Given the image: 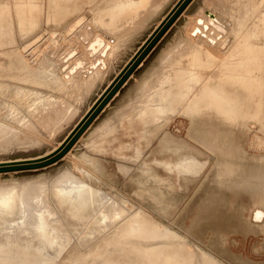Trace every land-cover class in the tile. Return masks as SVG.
<instances>
[{
    "label": "rangeland",
    "instance_id": "374dc122",
    "mask_svg": "<svg viewBox=\"0 0 264 264\" xmlns=\"http://www.w3.org/2000/svg\"><path fill=\"white\" fill-rule=\"evenodd\" d=\"M176 1L0 0V162L59 146ZM191 1L127 77L136 76L125 92L141 94L132 107L94 118L50 164L0 170V264H28L14 258L26 245L31 264H264V61L249 51L264 44V0H208L226 30L202 12L206 34L192 32L195 17L174 37ZM96 35L108 48L92 55ZM144 104L147 123L136 117ZM163 105L175 113L162 120ZM181 154L222 175L233 168L250 195V231L207 235L202 176L187 179ZM80 186L100 196L83 220L61 196Z\"/></svg>",
    "mask_w": 264,
    "mask_h": 264
},
{
    "label": "crops",
    "instance_id": "0c3cea01",
    "mask_svg": "<svg viewBox=\"0 0 264 264\" xmlns=\"http://www.w3.org/2000/svg\"><path fill=\"white\" fill-rule=\"evenodd\" d=\"M208 0H193L191 1L184 12L182 13V16L179 18L180 23L177 26L176 31L174 32V37L179 35H184L187 28H191L194 25V19L197 17L199 19V15L204 12L207 15V12L214 14L211 10L213 9L210 4L207 3ZM177 3V1H176ZM175 5V4H174ZM173 5V6H174ZM171 9V8H170ZM169 9V10H170ZM168 10V11H169ZM216 15V14H215ZM164 18V17H163ZM162 18V19H163ZM161 19V20H162ZM160 20V21H161ZM159 21V22H160ZM197 23V19H196ZM197 26V25H196ZM195 27V26H194ZM193 27V29H195ZM148 37V36H147ZM147 37H145L142 41L141 44L138 45L131 54H128L127 59L124 61V63L117 68L115 74L109 78V80L106 82L105 86L103 89H101L100 92H98L97 97L88 105L87 108L90 107V105L99 97L101 96L102 92L105 90V87L114 80L115 78L120 79V71L122 70L123 66L128 63V61L134 56L136 51L141 48V45L146 41ZM121 52V51H120ZM122 54V53H121ZM146 60V59H145ZM163 63H168L167 60H165ZM164 66V64H162ZM164 75V74H163ZM161 77H165L164 76ZM132 78L135 80L136 76L133 74L129 78H127L123 84L117 89L116 93L106 102V106H104L99 114L95 117V119L92 121V124L97 120L101 119L106 116V114L109 112L110 114L107 116L109 117L111 113L114 111L119 112L122 111L125 107H132L133 103L136 100H139L141 98L140 93L136 92H125V89L127 85L130 83ZM162 78V79H163ZM183 92V90H182ZM131 105V106H130ZM111 108L113 109L111 111ZM146 108V104L140 108L139 112L137 113V118H139L142 123H147L149 122V117L146 119L141 118V112L142 110ZM85 109L84 111H86ZM162 110H164L163 113V119L165 116L168 114H173L175 112H172L170 110L169 105H163ZM106 111H108L106 113ZM152 117L155 118V115H152ZM168 119V118H167ZM157 121V119L155 118ZM161 122V121H157ZM91 124V125H92ZM107 128V127H106ZM112 128H114V133ZM120 131V121H118L113 127H110L109 133L113 135V137L118 134ZM204 139V142L207 144L206 146L208 147V139L201 137ZM219 139L216 137L214 140V143L212 146L218 145ZM217 142V143H216ZM215 150L221 149L222 147H214ZM214 150V151H215ZM209 154V153H208ZM191 155V156H190ZM188 158L190 160L186 163L189 169L185 172V176H187V179L197 177L199 178L202 176L201 184H202V189H203V198L206 202L205 208L208 209V213L206 214V217L208 218L207 224H206V231L207 235L209 234H219L222 233V237L224 238V233L228 234L231 236L232 234L237 233L240 230H248L250 231L253 227V220L251 216V199L250 195L246 196V198L241 196L240 190L243 188L241 181H239V177L236 176L235 174H232V167L230 168L228 164H226V170L228 171L229 174H221V165L218 164V166H215L213 168H207L208 163L204 165L203 161H206V158H198L194 156L193 154H190ZM194 159H191L193 158ZM197 159V160H196ZM194 160V161H192ZM196 160V161H195ZM163 161L159 162L161 164ZM224 167V166H223ZM197 168H200L197 173H188L190 171L196 170ZM224 170V172H226ZM231 171V173H230ZM187 187L191 185V183H187ZM188 187V188H189ZM221 237V238H222ZM213 238V237H212ZM211 237H207L206 239H212ZM218 239H220L218 237Z\"/></svg>",
    "mask_w": 264,
    "mask_h": 264
},
{
    "label": "water",
    "instance_id": "95a60500",
    "mask_svg": "<svg viewBox=\"0 0 264 264\" xmlns=\"http://www.w3.org/2000/svg\"><path fill=\"white\" fill-rule=\"evenodd\" d=\"M190 0H178L177 3L167 12L165 17L161 20L159 25L154 29V31L149 35L150 37L141 45V48L137 51V56H135L130 62L123 66L119 74H121L120 79L115 78L112 80L105 90L87 109L85 115L74 125L70 133L63 139L61 144L52 150L51 153L45 154L41 157L34 158L32 160H13L8 162H0V170H15V169H26L34 168L38 166H43L52 163L53 161L59 159L65 155L69 150L71 145L79 138V136L85 131L90 122L99 114L100 110L106 105V102L116 93L117 89L123 84L125 79L131 74L137 64L149 51V49L159 40L160 35L174 22L177 15L182 11L185 5ZM208 16H213L211 13L207 12ZM215 18V16H213ZM211 17V18H213ZM213 18V19H214ZM200 20V18L198 19ZM211 24V23H210ZM213 24H211L212 26ZM208 28V27H207ZM197 29V28H196Z\"/></svg>",
    "mask_w": 264,
    "mask_h": 264
},
{
    "label": "bare ground",
    "instance_id": "6f19581e",
    "mask_svg": "<svg viewBox=\"0 0 264 264\" xmlns=\"http://www.w3.org/2000/svg\"><path fill=\"white\" fill-rule=\"evenodd\" d=\"M208 16V15H207ZM213 16H215V18L213 17ZM213 16H211V17H213V18H211L210 16H208L209 17V24L211 23V24H213L214 26H216L217 27V29H219L220 31H222V32H224L226 29H225V27H224V25L217 19V16L216 15H213ZM200 18V17H199ZM205 19V18H204ZM203 19V17H202V19L200 18V20H198V23H197V25L198 26H195L196 28L195 29H193V31L192 32H194V34L196 33V32H198V33H200L199 31H201L202 32V30H204L203 28H205V25H207V20L205 19L204 20ZM210 24V25H211ZM212 25V26H213ZM87 28H88V26H86ZM89 29V28H88ZM90 29H92L91 27H90ZM208 29V28H207ZM95 30V29H94ZM206 30V29H205ZM204 30V33L206 34V31ZM86 31V30H85ZM209 31H210V29H209ZM83 32H84V30H83ZM88 33H87V35L89 34V32H91V31H87ZM94 32V31H93ZM93 32H91L90 34H92ZM192 32H191V35H192ZM208 32V31H207ZM86 33V32H85ZM85 33H81L82 35H84ZM209 33H211V32H209ZM94 34V33H93ZM190 34V33H189ZM208 34V33H207ZM211 35V34H210ZM92 36V35H91ZM91 36H90V38H91ZM82 37V36H81ZM87 36L85 35V38H86ZM89 37V36H88ZM96 39H94V40H92V38H91V46H90V53H91V51L94 53V54H96V52L97 51H102V52H104V50L106 49L107 50V46H108V44L106 43V40H103V38L100 40V39H97V35H96V37H95ZM81 39V38H80ZM88 39V38H87ZM86 39V40H87ZM79 40V39H78ZM85 40V41H86ZM90 41V40H89ZM88 41V43H90ZM261 41V40H260ZM259 41V42H260ZM81 43V42H80ZM85 43H83V45H84ZM110 44V43H109ZM86 45H87V42H86ZM107 47V48H106ZM84 49H86L85 47H83ZM64 49V48H63ZM71 49V48H70ZM77 49V51H78V48H74V50H76ZM73 49H71V51H72ZM105 50V51H106ZM58 51H59V49H58ZM250 53H252V55H254V56H256L257 58H259V59H262L263 61H264V44H254V43H251L250 44ZM60 52V51H59ZM73 52V51H72ZM52 53H53V50H52ZM54 53H55V51H54ZM71 53V52H70ZM93 53H91L92 55H93ZM98 53V52H97ZM60 54H62V53H59V55ZM89 54V53H88ZM104 53H102V55H103ZM54 55V54H53ZM56 55V54H55ZM70 55V54H69ZM82 55V54H81ZM58 56V55H57ZM97 56H98V54H97ZM105 56V55H104ZM107 56V55H106ZM59 57V56H58ZM63 57V56H62ZM94 57V56H93ZM100 57H102V56H100ZM99 57V58H100ZM66 58V57H65ZM83 58V57H82ZM98 57H96L95 58V61H96V64L98 63V61L96 60ZM58 59V58H57ZM63 59V58H62ZM61 59V60H62ZM60 60V61H61ZM101 61H103V59L101 58L100 59ZM63 61V60H62ZM76 61V60H75ZM82 61H83V59H82ZM81 60L80 61H76V65H77V62H82ZM89 61V60H88ZM100 61V62H101ZM92 62H94V61H92ZM99 62V63H100ZM69 63H71V62H69ZM68 63V64H69ZM84 63V62H83ZM86 63V62H85ZM88 63V62H87ZM104 63V62H103ZM102 63V66L101 65H99V66H101V67H105L104 65H105V63L103 64ZM64 64V63H63ZM68 64H65V65H67L68 66ZM81 64V63H80ZM60 65H62L61 63H60ZM76 65H74V66H76ZM86 65V64H85ZM88 65V64H87ZM91 65H94V64H91ZM107 65V64H106ZM262 65H263V67H264V62L262 63ZM63 66V65H62ZM66 66V67H67ZM82 66V69H83V65H81ZM97 66V65H96ZM95 66V67H96ZM65 66H63V68H64ZM92 67V66H91ZM90 67V68H91ZM101 67H100V69H101ZM79 68V67H78ZM76 69V70H79V69H81V67L79 68V69ZM85 68V67H84ZM93 68V67H92ZM71 69H72V67H71ZM75 69V68H74ZM96 69V68H95ZM85 70V69H84ZM83 70V71H84ZM88 70H89V68H88ZM91 70H94V68L93 69H91ZM91 70H89V72L91 71ZM63 71V70H62ZM82 71V70H81ZM75 72V71H74ZM78 72V71H77ZM88 72V71H87ZM91 72H93V71H91ZM86 73V72H85ZM70 75H71V73H70ZM86 75V74H85ZM22 94H24L23 92H21ZM18 94V93H17ZM29 95H30V93H29ZM22 96V95H21ZM24 96V95H23ZM25 97V96H24ZM37 98V97H36ZM41 98V97H40ZM42 99V98H41ZM208 119V118H207ZM212 120H214V119H212ZM212 120H210V118L207 120V123H208V130L209 129H211L210 127L212 126ZM214 122V121H213ZM70 133V132H69ZM208 133H209V135H208V137H213V136H215L212 132L210 133L209 131H208ZM218 136V135H217ZM55 150V149H54ZM52 152V151H51ZM45 155V154H44ZM190 154H181V160H182V162L183 161H186V162H188L189 160H190V158H188V156H189ZM43 156V155H42ZM191 156V155H190ZM39 157H41V156H39ZM37 158V157H36ZM34 159V158H33ZM191 159H194V156H193V158H191ZM32 160V159H31ZM179 160V159H178ZM197 160V159H196ZM195 160V161H196ZM192 161H194V160H192ZM4 162H8V161H4ZM75 192H76V194H74L73 196H67V193H65V194H62L61 196H62V200L63 201H65L66 203H68V205L69 206H71L73 209H74V215L76 216V217H78V218H80V219H86V218H88L89 217V215H86L87 214V210L89 209V207L91 206V205H93V204H97V200L98 199H100V196H98V194L95 192V190L92 188V187H87V186H80V187H78V188H75ZM102 198V197H101ZM90 210V209H89ZM121 215V213L120 212H117L116 210H115V213H113V214H111L110 216H111V218L112 219H116L117 217H119ZM100 221L102 220V218L100 217V219H99ZM9 250H10V252L11 253H13V248L11 247V248H9ZM28 250V251H27ZM29 250H31L29 247H28V245H26V246H22V247H20L19 249H18V252H16V254H14V258L16 257L17 258V256H19V257H22L23 259H25L26 261V263H28V264H31V260H30V257L32 256V254H31V252L29 251ZM14 252V253H15ZM39 254L41 253V251L38 249V251H37ZM19 259V258H18ZM22 259L20 258L19 259V261H18V263L21 261ZM21 262H23V261H21ZM20 262V264H22ZM24 263V262H23Z\"/></svg>",
    "mask_w": 264,
    "mask_h": 264
}]
</instances>
